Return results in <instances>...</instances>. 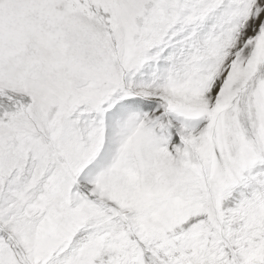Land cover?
Masks as SVG:
<instances>
[{"label": "snow or ice", "instance_id": "obj_1", "mask_svg": "<svg viewBox=\"0 0 264 264\" xmlns=\"http://www.w3.org/2000/svg\"><path fill=\"white\" fill-rule=\"evenodd\" d=\"M0 264H264V0H0Z\"/></svg>", "mask_w": 264, "mask_h": 264}]
</instances>
